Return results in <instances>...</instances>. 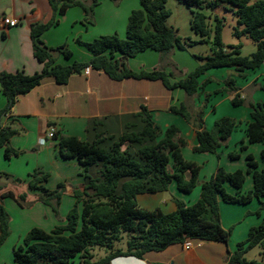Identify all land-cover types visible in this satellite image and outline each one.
Instances as JSON below:
<instances>
[{
	"label": "trees",
	"instance_id": "obj_1",
	"mask_svg": "<svg viewBox=\"0 0 264 264\" xmlns=\"http://www.w3.org/2000/svg\"><path fill=\"white\" fill-rule=\"evenodd\" d=\"M49 0L54 12L48 23H35L31 26L33 54L43 64L41 72L27 75L24 71L15 73L0 72V91L7 105L0 113V149H4L6 159L20 155L10 145L11 139L19 131L11 126H3L2 117L7 115L17 99L38 87L46 78H54L65 84L75 73L91 67L104 71L114 80L146 79L160 81L168 90L182 89L187 97H194L210 82H200L209 70L233 68L240 75L255 71L264 63V0H178L189 8H205L214 11L221 4L235 8L237 26L234 35L250 37L257 49L250 56L241 55L239 46L227 51L223 44L224 20L218 15L211 16L202 11H192L191 29L201 37L200 43L212 42V53L200 57L202 63L185 78L172 82V75L163 69L133 71L128 60L140 53L151 50L162 55L175 48L184 49L185 44L198 42L184 41L178 31L168 24L171 11L168 0H139L140 7L134 9L127 23L126 36L121 38L114 33L90 42H78L91 54L88 62L74 61L70 65L57 64V55L71 60L73 52L67 45L49 47L42 36L50 28L59 24V17L68 9L80 7L87 18L102 0ZM4 35V34H3ZM264 90V85L262 86ZM233 94L235 106L244 104L239 88L233 80L226 89ZM251 121L247 123L248 143L264 142V103L253 102ZM171 112L183 116L192 124L198 144L193 148L198 153L218 154V149L226 145L239 122L230 117L215 121L214 128H205L204 114H191L186 103L171 107ZM87 140L74 136H60L58 154L65 160L78 159L83 167L84 183L74 191L75 205L68 212L65 222L51 231L35 227L23 237L22 243L13 248V264H71L79 256L81 264H111L118 257L143 258L147 253L160 252L174 244L193 242H219L227 244L232 228L225 230L221 224L219 200L228 204L245 205L257 199L264 208V170L252 154L246 156L247 169L227 171L218 166L212 176L200 183L201 166L184 158L182 148L186 139L175 125L163 130L155 122L152 114L143 109L139 113L91 119L86 128ZM243 150L247 146L242 147ZM232 159L239 154L231 152ZM264 159V149L261 152ZM253 179V189L243 193L246 175ZM50 174L38 169L31 174L27 183L28 191H39V199L53 208L58 214L64 183L55 190L45 184ZM172 183L176 188L190 194L201 184L199 199L193 204L173 198L176 210L166 213L160 208L149 210L138 203L140 194L167 192ZM226 185L237 190L236 194L227 191ZM11 197L20 205L26 201L28 192L19 195L12 191L0 194V248L10 234L9 214L3 206V199ZM123 233H132L126 249H114ZM91 246L107 248L109 253L98 261H93ZM258 246H264V220L249 230L248 237L230 254L227 264H264V260H248L246 254ZM264 255V253H263Z\"/></svg>",
	"mask_w": 264,
	"mask_h": 264
},
{
	"label": "crops",
	"instance_id": "obj_2",
	"mask_svg": "<svg viewBox=\"0 0 264 264\" xmlns=\"http://www.w3.org/2000/svg\"><path fill=\"white\" fill-rule=\"evenodd\" d=\"M87 2L89 1L87 0ZM107 2V0H102L94 9L90 19L86 17L82 8H70L63 16L59 17L57 26L43 34L42 40L47 46L55 48L67 45L73 52L71 60L64 58L63 55H57V64L70 65L74 61L88 62L92 58V54L78 41L89 42L90 30L97 29L100 24L106 27L104 28L106 32H99L98 37L114 33L126 36L127 27L125 28V25L121 23L122 26L119 28L121 17L129 18L131 12L138 7L136 4L138 0H132L131 6H127L126 9ZM6 17L18 20L19 25L14 28L7 27L3 23ZM53 17L54 12L49 0H0V72L24 71L27 75H33L42 71L43 64L33 54L31 26L39 22L48 23ZM67 23H70L69 25L73 29L71 36L58 31L64 26L63 24ZM173 51L162 55L148 50L129 59L127 64L131 70L136 72L154 69H163L167 72L171 62L170 54ZM149 52H155V54ZM259 69L262 70L261 75H263L264 63ZM247 74L248 71L241 76L248 79ZM202 78L203 76L200 78V82H202ZM181 79L183 78L177 79L174 76L171 78L172 82ZM258 95L259 101L264 103V94ZM192 98L187 97L182 89L168 90L160 81L133 78L114 80L104 71L91 67L88 74L84 70L81 73H75L65 84L57 83L54 78H46L38 87L20 96L10 112L2 117L3 126H11L19 131L11 139L10 145L20 151V155L11 159H6L4 156L5 160L10 162L8 169L3 168L0 155V169H5L1 173H5L19 182L24 180V185H27L26 181L30 179L31 174L41 169L50 174L49 180L45 184L47 189L55 190L60 183H64L68 196L75 201L74 191L84 183L83 167L78 159L65 160L59 156L58 140L46 136L49 129L54 128L60 136H74L81 141H86L88 138L86 128L91 119L139 113L143 109H147L152 114L155 122L163 130L175 125L180 130L181 136L185 131H188L187 134L193 137L190 140V149L193 154H187L184 149H182V153L188 161L200 163L206 159L205 161L211 163L205 176H202V172H200L201 183L209 179L218 166L224 167L229 172L238 169L246 170L247 160L245 157L248 154H252L259 164V169L264 170V159L261 156L264 142H261L260 145L249 146L247 154L243 155L241 161L234 162L230 159L231 145L235 142L234 134L231 135L227 147L224 148L219 164L211 157L213 153L196 155L195 153L198 152L193 150L198 144L195 130L190 128L185 121L176 117L179 116L178 114L170 110L171 107H179L183 103L191 102L195 106L196 101ZM6 105L7 100L0 91V113ZM249 117L247 114L246 123L251 121ZM212 120L216 121L217 118H213L211 121L210 117L206 119L205 128L207 130L210 129ZM242 138L246 143L248 142L247 134ZM0 150L4 151V149ZM27 152L35 153L32 155V159L27 158L22 161L20 157ZM226 189L231 194L237 192L230 185H226ZM252 189L253 179L250 174H247L242 191L246 193ZM5 191H9L8 187L0 188V194ZM167 192L170 193L169 196L165 195ZM167 192L140 194L137 200L140 206L144 205L143 208L149 210L160 208L166 213H172L176 210L173 198L183 200L189 205L193 204L199 199L201 188H195L188 195V199H185V195L180 194L172 185ZM219 206L223 228L225 230L233 229L227 244L199 241L193 242L194 246L190 249L185 248L183 244H174L163 251L147 253L140 259L118 257L111 264H227L230 254H233L237 250L238 244L248 237L249 230L264 220V211L260 215H255V212L260 208V201L257 199L245 205L228 204L219 200ZM55 224V221H51L49 227L54 228L57 226ZM3 248V246L0 248V264H13V262L2 259Z\"/></svg>",
	"mask_w": 264,
	"mask_h": 264
},
{
	"label": "rangeland",
	"instance_id": "obj_3",
	"mask_svg": "<svg viewBox=\"0 0 264 264\" xmlns=\"http://www.w3.org/2000/svg\"><path fill=\"white\" fill-rule=\"evenodd\" d=\"M107 3L119 6L121 8L126 9L127 6H131L132 0H107ZM257 0H252V2ZM137 4V8H139V0ZM167 8L171 11V16L168 19V24L174 27L178 31L179 37H181L184 41L189 42H198L193 45L185 44L184 49L175 48L173 53L170 54L171 62L169 63L168 73L174 76L175 78H185L191 71H193L196 67H198L202 61L199 59L200 57H204L210 55L212 53V42L210 43H200L201 37L197 35L190 27V19L192 17V11H202L206 15L211 16V20L209 22L211 25L214 24V20L212 19L214 15H218L220 18L224 20V29H223V44L224 48L227 51L232 50V46H239L241 55L248 57L252 53H254L257 49L256 43L248 36H242L240 38L234 35V27L237 26V18L234 14L235 8L231 5L221 4L214 11H211L207 8L200 10L199 8H189L186 4L178 1V0H168ZM123 20V21H122ZM128 18L121 17L120 27L125 25L127 27ZM122 23V24H121ZM70 23L63 24L58 31L64 32V34H72V28L69 25ZM81 27V26H79ZM96 27V26H93ZM97 29L90 30L88 35V39L90 41L98 38L99 32H106L103 24L97 26ZM105 31H104V30ZM122 36V37H121ZM121 38H124L125 35H121ZM89 41V42H90ZM154 53L155 52H149ZM140 59V58H137ZM137 61V60H135ZM262 70H258L256 72L248 71V76L242 77L236 70L233 68H216L211 69L207 72L206 75L203 76L202 82L206 80H210L203 89H201L192 99H195L196 105L193 106L192 103H187V106L191 112V114L195 115L199 112H203L204 114V122L206 119L210 117V121L213 118H223L230 117L239 122L238 127L234 131L235 142L231 145V152H235L239 154V157L236 159H230L234 162L241 161L244 154H247L248 147L252 145H260L259 143H246L242 136L245 134V129L247 127V123L245 122V117L249 114V118H251V103L260 102V98L258 94H264V90L262 86L264 85V74L261 75ZM233 80L235 82V86L241 89L242 97L245 99V102L241 106H235L232 103L233 94L227 91L228 81ZM243 89V91H242ZM256 98H253V96ZM185 121L186 124L193 128L192 124L187 122V120L179 115L176 116ZM215 121L212 120L210 123L211 127L209 131L213 130ZM194 129V128H193ZM195 130V129H194ZM188 131H185L182 135L186 139V145L182 148L187 152V154H193L190 149V140L193 138L191 135L187 134ZM230 140V139H229ZM228 140V142H229ZM226 145H223L218 149V154H212L211 157L217 162L220 163L222 159V152ZM247 146L246 150H243L242 147ZM230 152V153H231ZM257 152V151H256ZM35 153V152H34ZM34 153H24L20 159L25 161L27 158L32 159V155ZM196 155H200L199 153H195ZM1 161L3 168L8 169L10 162L6 161L4 158V151L0 150ZM246 159V157H245ZM206 160V159H205ZM202 160L198 163L201 166L202 176H205L210 168L211 163ZM263 161V160H261ZM205 162V163H204ZM264 162V161H263ZM0 169V188L8 187L9 191L16 193V195L21 194L24 191L28 192V197L25 202L20 205L15 199L11 197H6L3 199V206L9 214L10 222V234L3 244V254L2 259L13 262L12 250L13 247L22 243L23 237L26 233L32 228L38 227L46 231H50L53 227H49V222L55 221V225H60L65 222L66 216L68 212L74 207L75 201L68 196L67 189L62 195L61 202L59 205L58 214H56L53 208L49 205H46L39 199V191H28L27 185H24V180L20 181L12 179L10 176H7ZM56 175V173H55ZM210 178V177H209ZM26 181V180H25ZM29 180L26 181V184ZM201 183V182H200ZM50 186H52L49 183ZM48 185V187H49ZM175 187L180 194L185 195V199H188L187 193H183L176 188V184H171ZM197 187L201 188V184ZM196 187V188H197ZM191 194V193H190ZM166 196H169L170 193H165ZM264 201V198L262 199ZM144 206V205H142ZM261 207V203H260ZM258 211V210H257ZM264 211V208L261 212ZM255 215L256 212H255ZM54 225V226H55ZM233 232V229H232ZM132 233H123V237L119 242L115 243L114 249H126L128 241L132 238ZM238 236V234H237ZM247 239V237H246ZM245 239V240H246ZM90 252L93 255V261H98L104 258L109 250L107 248L99 247V246H91ZM264 246H258L254 249L250 250L246 254V258L248 260H264ZM71 264H81L79 256H77Z\"/></svg>",
	"mask_w": 264,
	"mask_h": 264
},
{
	"label": "built area",
	"instance_id": "obj_4",
	"mask_svg": "<svg viewBox=\"0 0 264 264\" xmlns=\"http://www.w3.org/2000/svg\"><path fill=\"white\" fill-rule=\"evenodd\" d=\"M4 25H6L9 28H14L19 25V21L16 19H12L9 17L4 18L3 20ZM90 67H87L84 69L85 73H89ZM56 133V130L54 128H50L49 131L47 132V138H54V135ZM185 248L190 249L194 246L193 241L187 240L185 243H183Z\"/></svg>",
	"mask_w": 264,
	"mask_h": 264
}]
</instances>
